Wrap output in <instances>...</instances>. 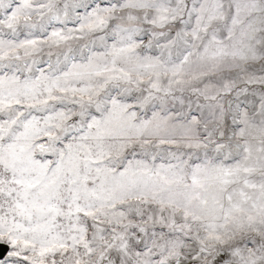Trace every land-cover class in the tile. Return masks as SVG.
I'll return each mask as SVG.
<instances>
[{
    "label": "snow or ice",
    "instance_id": "obj_1",
    "mask_svg": "<svg viewBox=\"0 0 264 264\" xmlns=\"http://www.w3.org/2000/svg\"><path fill=\"white\" fill-rule=\"evenodd\" d=\"M0 264H264V0H0Z\"/></svg>",
    "mask_w": 264,
    "mask_h": 264
}]
</instances>
